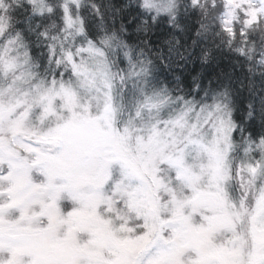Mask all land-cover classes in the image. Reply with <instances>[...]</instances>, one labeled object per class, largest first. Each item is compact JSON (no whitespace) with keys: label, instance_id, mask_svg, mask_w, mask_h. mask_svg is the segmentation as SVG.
Returning a JSON list of instances; mask_svg holds the SVG:
<instances>
[{"label":"snow or ice","instance_id":"6c2138e0","mask_svg":"<svg viewBox=\"0 0 264 264\" xmlns=\"http://www.w3.org/2000/svg\"><path fill=\"white\" fill-rule=\"evenodd\" d=\"M0 264H264V0H0Z\"/></svg>","mask_w":264,"mask_h":264}]
</instances>
